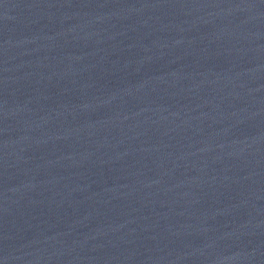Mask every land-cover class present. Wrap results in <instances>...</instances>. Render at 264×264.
Listing matches in <instances>:
<instances>
[{
  "label": "water",
  "instance_id": "1",
  "mask_svg": "<svg viewBox=\"0 0 264 264\" xmlns=\"http://www.w3.org/2000/svg\"><path fill=\"white\" fill-rule=\"evenodd\" d=\"M0 264H264V0H0Z\"/></svg>",
  "mask_w": 264,
  "mask_h": 264
}]
</instances>
